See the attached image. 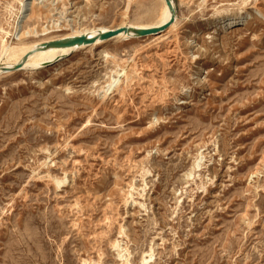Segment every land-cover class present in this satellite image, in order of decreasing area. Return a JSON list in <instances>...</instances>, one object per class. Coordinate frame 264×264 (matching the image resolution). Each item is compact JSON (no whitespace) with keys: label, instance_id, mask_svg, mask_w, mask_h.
Returning <instances> with one entry per match:
<instances>
[{"label":"rangeland","instance_id":"rangeland-1","mask_svg":"<svg viewBox=\"0 0 264 264\" xmlns=\"http://www.w3.org/2000/svg\"><path fill=\"white\" fill-rule=\"evenodd\" d=\"M23 1L0 0V67L163 8ZM174 4L162 35L0 76V264H264V0Z\"/></svg>","mask_w":264,"mask_h":264},{"label":"bare ground","instance_id":"bare-ground-1","mask_svg":"<svg viewBox=\"0 0 264 264\" xmlns=\"http://www.w3.org/2000/svg\"><path fill=\"white\" fill-rule=\"evenodd\" d=\"M35 1H37V0H25V1H23L22 7H21V16L24 15L27 7L32 5ZM161 1H162V5H163L162 7L163 8H162V13L160 15L161 18H159V21H157L154 24H147V25H142V24L137 25L136 24L137 26L131 25L128 27H121V28L151 29V28H159V27L167 24L171 19V13L169 11V8L167 7L166 1L165 0H161ZM173 2H174V0H173ZM147 12H148V10H147ZM153 13H154V11L151 10L149 12V15H153ZM246 16H244V15H225L223 17L220 16V18L215 20L214 26L220 30L234 29V28L243 26L245 23H247ZM176 24H177V21H175V23L171 26V28L169 30L174 29L176 27ZM107 31H109V29H105V28L98 29V30H87L84 32L76 33V34L71 35V36L64 37V38L46 41L45 43H39V44H35V45L23 46V47H18V48H13V49L10 48L7 50V53L5 54L7 57V64H9V65H5L3 67L14 68L15 66L21 64L26 57H28V58L22 64V69L17 71V72L25 71L28 69L43 68L48 64H55L59 60H61V59L64 60L65 58L72 56L73 54L77 53L78 51H80L82 49L91 48V47L93 48L97 45L103 44L104 42L98 41L97 43H95L94 45H91V46H81V47L77 46V47H72V48L41 49L43 45L48 44L50 42L62 41V40L81 37V36L93 37V36L98 35L101 32H107ZM131 39H136L134 34L123 33V34L119 35L117 38L112 39V40H120L121 41V40H131ZM156 42H157V40H156ZM3 67H0V76L13 74V73H4L2 71ZM150 258H152V257H150ZM148 262H149V260H144V264H148Z\"/></svg>","mask_w":264,"mask_h":264},{"label":"water","instance_id":"water-1","mask_svg":"<svg viewBox=\"0 0 264 264\" xmlns=\"http://www.w3.org/2000/svg\"><path fill=\"white\" fill-rule=\"evenodd\" d=\"M165 1L171 13V19L167 24L159 28H151V29L118 28L115 30H109L107 32H101L98 35L93 36V37L81 36V37L70 38V39H66L62 41L50 42L48 44L43 45L41 49L91 46L97 43L98 41L107 42L109 40L115 39L123 33L134 34L136 39H143V38L156 37V36L162 35L163 33L167 32L171 28V26L175 23L176 18H177V10H176L173 0H165ZM27 58L28 57H26L21 64L15 66L14 68L3 67L2 71L4 73H15L21 70L22 64L27 60ZM51 65L52 64H48L47 66H51Z\"/></svg>","mask_w":264,"mask_h":264}]
</instances>
